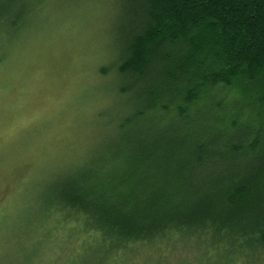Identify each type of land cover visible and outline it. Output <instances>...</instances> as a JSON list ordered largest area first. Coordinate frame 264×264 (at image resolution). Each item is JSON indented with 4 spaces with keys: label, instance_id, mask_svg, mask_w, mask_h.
I'll use <instances>...</instances> for the list:
<instances>
[{
    "label": "trees",
    "instance_id": "1",
    "mask_svg": "<svg viewBox=\"0 0 264 264\" xmlns=\"http://www.w3.org/2000/svg\"><path fill=\"white\" fill-rule=\"evenodd\" d=\"M127 1L126 146L48 191L16 260L42 235L67 264H264V0Z\"/></svg>",
    "mask_w": 264,
    "mask_h": 264
},
{
    "label": "rangeland",
    "instance_id": "2",
    "mask_svg": "<svg viewBox=\"0 0 264 264\" xmlns=\"http://www.w3.org/2000/svg\"><path fill=\"white\" fill-rule=\"evenodd\" d=\"M129 9L127 0H21L3 8L12 24L0 29V264L21 263L13 239L50 189L126 146L122 126L133 115L134 91L123 94L129 81L118 63ZM143 130L142 123L134 129L140 138ZM41 237L30 239L28 264H67L63 252L33 251Z\"/></svg>",
    "mask_w": 264,
    "mask_h": 264
}]
</instances>
